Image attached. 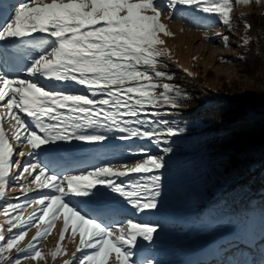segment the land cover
Instances as JSON below:
<instances>
[{
	"label": "snow or ice",
	"instance_id": "6c2138e0",
	"mask_svg": "<svg viewBox=\"0 0 264 264\" xmlns=\"http://www.w3.org/2000/svg\"><path fill=\"white\" fill-rule=\"evenodd\" d=\"M261 0H255L260 3ZM253 0H0V199L12 190V181H24L21 191L36 192L22 203L7 205V239L0 225V264H21L23 259H45L39 245L63 217L60 243L51 256L67 255L62 242L71 230L79 244L64 264H153L144 257L140 241L150 248L159 225L127 221L112 222L115 194L137 212L155 210L161 196L165 156L150 155L139 162L93 167L66 174L54 172L46 160L67 151L73 141L86 144L109 139L148 140L159 147L184 131L167 120L153 119L165 108H180L186 94L179 85L162 83L173 76L158 70L160 57L169 55L158 46L161 34L172 35L162 15L173 22L200 26L213 18L232 27L236 4ZM203 14V18L202 15ZM245 28L251 25L245 21ZM207 38V33L205 34ZM222 36L228 46V36ZM251 37H242L244 46ZM30 78L17 74L19 65ZM154 78H156L154 80ZM41 80L64 87H48ZM74 85L82 91H71ZM158 92V94H157ZM12 121H15L12 124ZM12 124L14 148L3 124ZM27 148V151L25 149ZM15 157V158H14ZM20 158H26L23 160ZM13 172L16 174L13 175ZM127 178V181H121ZM35 184V189L31 187ZM47 189V192L40 190ZM80 199L84 205L73 202ZM86 198V199H84ZM19 199V198H17ZM37 206L27 218L23 210ZM108 221V222H106ZM41 225L44 227L41 228ZM36 235L27 247H18L28 231ZM119 233V234H117ZM82 253L77 258L76 253Z\"/></svg>",
	"mask_w": 264,
	"mask_h": 264
},
{
	"label": "rangeland",
	"instance_id": "374dc122",
	"mask_svg": "<svg viewBox=\"0 0 264 264\" xmlns=\"http://www.w3.org/2000/svg\"><path fill=\"white\" fill-rule=\"evenodd\" d=\"M263 10L264 0H261L260 3H255V0H253V3L250 5L236 4L232 12V21H235L238 24V22L242 21V16H248L250 19L251 17L253 18V16L258 17L263 14ZM201 15L203 18V14ZM161 19L162 22L167 25L168 30L172 33V35L161 34L160 36V38L164 41V44L158 47L168 50V52H170V56L166 55L160 57L159 59L162 63L158 66V68L167 67L168 70H178L182 72L183 76H185L187 80L191 81L186 85L189 87V91H191L190 97H192L196 102H200L201 100H205V98L208 99L210 97L227 99L233 106H235V109H244L243 114L245 116H248L249 118L255 117L264 119V36L259 39V44L257 46V59L252 62L251 65H246L242 62H237V56H239L242 48V37L246 36L244 33L245 29L242 28V24L237 25L236 29H228L224 28V24L215 18H213L209 23L213 24L214 22H217L218 24L211 25L210 27L208 24L197 26L185 21L173 22L167 18L166 14L162 15ZM206 33L207 38L205 35ZM217 33L229 37L227 41L228 46H225L222 36H218ZM254 33L256 34L257 31H254ZM47 83L48 87L64 86L55 85L49 82ZM69 87L71 91H82V89H78L74 85ZM193 87H195V89H193ZM0 112H6V109L0 108ZM14 123L15 122L12 121V124ZM12 124H7L8 126L6 127H4L5 124H3V127L8 139L13 144V147L18 149L19 145L13 139L15 129L12 127ZM236 142L230 144L229 147L233 149L243 148L242 146L237 145ZM118 143L120 145L113 148L114 146L112 144L99 145V143L86 144L73 141L70 146L65 145V148L75 150L74 152H76L77 155H83L84 153H82V149L80 148L83 147L89 149L92 146L90 150L95 152V155L98 158H104L101 155L102 150H99L98 147H110L112 149L105 153L107 158L106 160L113 161L110 163L114 164L141 161L144 158L141 154V149L148 150L150 155H164L159 147L148 140H120ZM25 151H27V148ZM184 155L186 154L184 153ZM239 156L241 155L235 153L233 157H231L232 164L237 163L236 161L240 158ZM179 157L180 155L176 150L166 156L167 160L172 162H176ZM20 159L23 162L26 158ZM15 174L16 173L13 172V175ZM121 181L126 182L127 178H121ZM11 183L12 190L6 193L5 198L0 199V204L3 200H7L5 205L0 206V225L3 226V235L6 239L13 233L19 231V229H13L12 233L7 231L8 224L6 221L9 217L5 216L2 210L9 204L22 203L25 198H32L36 195V192H30L27 193V197H25V194L21 191V185L24 181L16 182L13 180ZM31 187L35 189V184H32ZM40 191L47 192L48 190L43 189ZM109 197L121 199L115 194H110ZM112 201L117 204L115 200L112 199ZM36 210L37 206H29L26 210H23V216L27 218ZM183 213L184 212L181 210L165 207L160 197L157 209L139 212V217L144 220L146 224L159 225L160 220H162L165 224L162 226L159 225L160 227L158 232L155 234V242L150 248L147 247V242L140 241L141 248L146 249L144 257L150 260L154 258L155 261L153 264H165L168 257L173 258V256L177 254L175 253L176 250L170 251V246L166 245L162 238L168 234L170 229L173 228L175 224L182 222ZM124 221V223L127 222L126 220ZM43 227L44 226L41 225V228ZM62 230L63 217H60L56 221V226L52 230L51 234L39 245L45 259H41L39 261L21 259V264H64V261L71 260L72 254L76 252V248L79 244V236L77 235L75 241L73 242L70 229L69 232L65 234V239L62 242L67 255H61L53 258L50 254L51 251L56 249L58 243H60V233ZM37 231V228L32 227L28 231L25 239L19 243L18 247H27L29 242H31L32 238L36 235ZM206 232L208 231L204 228L194 237V239L200 238L198 243L199 248L194 255V261L201 259L203 262H210V260L214 257L211 248L215 246V243L219 241L220 236L224 234L223 232L225 231H216V233ZM159 246L160 248L158 249L157 247ZM10 254L11 257H14L16 254L25 253H18L16 249H13ZM81 255L82 253H76L77 258ZM173 260L175 261L174 264H186L184 260H181L180 256ZM73 264H78V260L74 261ZM109 264H117L114 254L110 259Z\"/></svg>",
	"mask_w": 264,
	"mask_h": 264
},
{
	"label": "trees",
	"instance_id": "16d2710c",
	"mask_svg": "<svg viewBox=\"0 0 264 264\" xmlns=\"http://www.w3.org/2000/svg\"><path fill=\"white\" fill-rule=\"evenodd\" d=\"M245 21L251 25L250 30L245 28ZM241 24L251 40L248 46L242 45L237 62L251 65L258 57L259 39L264 36V10L258 17L242 16L241 22L232 21V27L224 28L236 29ZM166 68L158 70L170 73L173 80L162 83L179 85L186 94L180 108L168 107L153 117L184 129L164 143L178 149L179 163L166 164L160 173L163 186L175 188V197L170 196L174 205L189 212L188 221L177 233L188 236L199 227L233 226L237 233L246 232L252 239H259L264 233V119L245 116L244 109H235L227 99L210 97L196 102L186 85L191 81L182 72ZM234 142L243 148H230ZM235 153L241 156L232 164ZM257 241L262 247L264 239ZM3 243L0 241L1 246ZM187 251L183 248L182 253L188 255ZM18 256L23 259L25 254L12 258Z\"/></svg>",
	"mask_w": 264,
	"mask_h": 264
}]
</instances>
